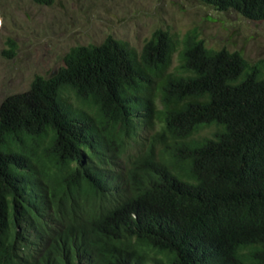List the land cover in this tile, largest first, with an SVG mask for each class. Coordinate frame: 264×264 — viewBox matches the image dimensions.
<instances>
[{
	"label": "trees",
	"instance_id": "1",
	"mask_svg": "<svg viewBox=\"0 0 264 264\" xmlns=\"http://www.w3.org/2000/svg\"><path fill=\"white\" fill-rule=\"evenodd\" d=\"M197 1L264 21V0ZM0 264H264V59L197 28L107 35L6 96Z\"/></svg>",
	"mask_w": 264,
	"mask_h": 264
},
{
	"label": "rangeland",
	"instance_id": "2",
	"mask_svg": "<svg viewBox=\"0 0 264 264\" xmlns=\"http://www.w3.org/2000/svg\"><path fill=\"white\" fill-rule=\"evenodd\" d=\"M190 28L208 48L239 51L251 63L264 59V21L197 0H0V102L25 91L35 75L48 77L74 45L112 35L139 50L155 29L180 36ZM9 39L15 44L11 58L4 54Z\"/></svg>",
	"mask_w": 264,
	"mask_h": 264
}]
</instances>
